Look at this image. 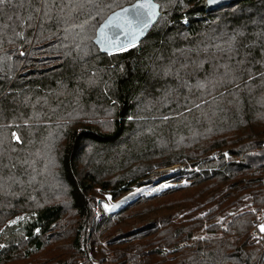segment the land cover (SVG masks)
<instances>
[{
    "label": "trees",
    "instance_id": "1",
    "mask_svg": "<svg viewBox=\"0 0 264 264\" xmlns=\"http://www.w3.org/2000/svg\"><path fill=\"white\" fill-rule=\"evenodd\" d=\"M136 1L104 0L98 16L87 0L2 6L0 234L35 221L33 250L21 242L0 264H264L251 241L264 210V0H154L147 37L101 53L99 26ZM175 165L198 169L168 178L190 184L96 218L99 191L119 200ZM247 200L254 211L229 214Z\"/></svg>",
    "mask_w": 264,
    "mask_h": 264
},
{
    "label": "rangeland",
    "instance_id": "2",
    "mask_svg": "<svg viewBox=\"0 0 264 264\" xmlns=\"http://www.w3.org/2000/svg\"><path fill=\"white\" fill-rule=\"evenodd\" d=\"M226 155L227 160L230 162L233 160L236 162L243 161L244 159H237L232 158L228 154V150L224 153ZM183 171V173H190V172H198V169L193 166L188 165H175L169 168H162L154 171L146 181L151 180L150 184L144 185L142 187H133L131 188L125 195H123L119 200H113L111 196L109 195V192H100L101 195L96 197V204H95V214L96 218L99 219L101 215H108L116 213L118 210H120L125 205L129 204L130 202H133L140 197L145 198H156L159 195L162 194L164 190L170 187H177V186H185L190 184L189 176L185 178H180L179 180H170L169 177H172L173 175L178 174L179 172ZM253 200L249 201L247 200L245 205L236 209L232 210L229 214L236 213H245L247 211L255 210L253 207ZM107 206V207H105ZM257 210L254 211L256 214ZM24 219L21 220L19 217L16 221V223H13V221L1 232L0 234V245H3V247H0V259L6 258V257H14L17 255L18 247H22L20 245L21 242H24L27 246H24L22 248V252L33 250L32 245L30 244L31 240L28 238V232L30 231V228L34 224V218L31 215H25L22 216ZM154 221V218L151 216H148L144 218L141 221H136L131 224V226L127 227L125 223H122L120 225V228L125 229L122 232L130 231L133 229H138L139 227L147 224H152ZM120 231V233H121ZM208 237L205 230L199 231L196 233L192 240H202L204 238ZM96 264H99V261L96 262Z\"/></svg>",
    "mask_w": 264,
    "mask_h": 264
},
{
    "label": "snow or ice",
    "instance_id": "3",
    "mask_svg": "<svg viewBox=\"0 0 264 264\" xmlns=\"http://www.w3.org/2000/svg\"><path fill=\"white\" fill-rule=\"evenodd\" d=\"M11 2L12 0H0V11H2L3 5ZM119 2L120 0H115V3L118 4ZM87 3L96 6L95 14L97 16L104 6V0H87ZM107 7H112V3H108ZM156 8L157 5L152 0H142V2L133 4L130 8H123L122 12L115 13L101 26L102 42L106 47H118L121 51H126L129 46L134 47L136 38L154 23L157 15ZM44 15H48V13L45 12ZM31 18L29 17V19ZM121 34H123L124 40H121ZM260 75L264 76V73ZM13 136L17 143L23 142L21 137L15 133H13ZM20 219L23 220L24 218L21 217ZM13 223H16V221H13ZM260 231L264 233V225L260 226ZM0 247H3V245H0Z\"/></svg>",
    "mask_w": 264,
    "mask_h": 264
},
{
    "label": "water",
    "instance_id": "4",
    "mask_svg": "<svg viewBox=\"0 0 264 264\" xmlns=\"http://www.w3.org/2000/svg\"><path fill=\"white\" fill-rule=\"evenodd\" d=\"M236 1H241V0H206V4H207V7L209 9H216V8H219V7L227 6L230 3L236 2ZM139 2H142V0H138L135 3H133V4H136V3H139ZM152 2L157 5V8H156L157 15H156L155 21H154V23H152L148 27V29L145 30V32L142 35H140V36H138L136 38L135 46L134 47L138 46L140 44V42L147 37V35L149 34V32L152 30V28L156 25V23L158 22L159 18L161 17V11H160L161 7H160V5L158 3H156L154 0H152ZM133 4L128 5V6H125L123 8H130ZM123 8H121V9H119V10L111 13L102 22V24L99 26V28L97 30L96 37L94 39V43L99 48L100 52L103 53V54L113 55V54H118V53L126 52V51L134 48L132 46H129L126 51H121L118 47L109 48V47H106V45L102 42V39H101V35H100L101 26L104 25L108 21L109 17L113 16L115 13L122 12V9ZM121 40H124L123 34H121ZM125 42H127V41H125ZM177 187H180V186H177Z\"/></svg>",
    "mask_w": 264,
    "mask_h": 264
},
{
    "label": "built area",
    "instance_id": "5",
    "mask_svg": "<svg viewBox=\"0 0 264 264\" xmlns=\"http://www.w3.org/2000/svg\"><path fill=\"white\" fill-rule=\"evenodd\" d=\"M218 153H214L213 157H216ZM264 225V210L257 211L253 220V229L251 232V241L255 245H262L264 243V233L260 231V226ZM82 264H87L85 261Z\"/></svg>",
    "mask_w": 264,
    "mask_h": 264
}]
</instances>
